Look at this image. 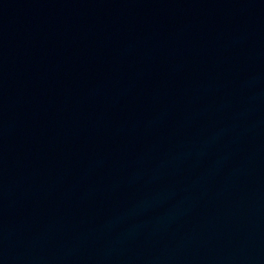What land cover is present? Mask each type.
Wrapping results in <instances>:
<instances>
[{"label": "water", "instance_id": "95a60500", "mask_svg": "<svg viewBox=\"0 0 264 264\" xmlns=\"http://www.w3.org/2000/svg\"><path fill=\"white\" fill-rule=\"evenodd\" d=\"M0 264H264V0H0Z\"/></svg>", "mask_w": 264, "mask_h": 264}]
</instances>
